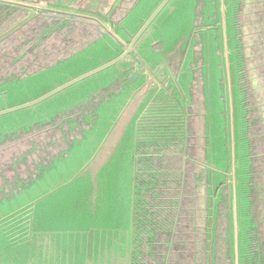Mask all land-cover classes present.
Here are the masks:
<instances>
[{
	"label": "rangeland",
	"instance_id": "obj_1",
	"mask_svg": "<svg viewBox=\"0 0 264 264\" xmlns=\"http://www.w3.org/2000/svg\"><path fill=\"white\" fill-rule=\"evenodd\" d=\"M15 1L34 3L38 10H33L32 17L25 20L30 15L27 8L7 9L11 14L3 20L6 10L0 8V32L9 31L0 41V72L24 66L26 73L32 62L41 65L26 74L19 71L13 77L26 76L7 86L8 106L53 91L104 64L112 54L105 51L106 46L112 49L111 45L115 44L109 35L101 38L92 33L58 49L61 45L57 37L62 35L54 32L48 38V47L53 52L63 48L64 51L51 55L43 63L37 58L41 51L35 35L47 24L46 1ZM157 1L130 0L126 20L130 30L140 24ZM242 2L227 1L226 31L222 37L224 55L227 38L228 61L226 57L221 59L222 39L218 41L215 35L219 28L223 32L221 21L211 20L206 13L218 4V0H172L158 16L164 46L171 48L182 36L186 38L185 54L192 45L177 75L167 79L160 89L173 93L174 99L178 97L177 91L182 93L187 101L188 124L192 130L188 158L183 164L184 181L170 190L183 197L178 242L173 244L171 255L167 254V259L171 256L173 263H203L195 254L191 232H196V239L200 240L203 228L194 226L185 215L190 213L191 204L201 213L202 195L195 187L198 188L203 168L204 149L206 167H215L220 173L226 170L225 139L233 130L236 149L238 146L245 153L248 148L250 172L253 181L260 186L255 192V210L260 222V238L264 239V96H261L263 91H253L254 84L250 80L256 75L258 85L262 83L264 87V30L259 24L264 13L243 14ZM75 21L71 34L93 27L90 23ZM193 44L196 48L192 52ZM164 46L159 45L161 49ZM14 57L18 58L17 62ZM227 66L230 77L224 74ZM141 83V78L125 80L118 67L111 66L31 108L0 116V221L7 217L13 220L7 232L0 225V264H73L66 255L58 254L55 261L43 259L48 250L41 247L46 241L52 245L56 242L60 245L61 241L64 247H72L75 239L83 253L79 257V264H82L85 252L91 254L93 248H98L99 229H103V240L106 228L110 229V236L113 232L116 245L109 249L110 252L116 251L117 245L124 246L126 234L122 232L129 228L135 138L133 122L127 123L130 120L123 121L120 132H124L125 137L120 141L116 127L130 113V100ZM148 90L149 87L146 92ZM148 97H151L150 91L145 98ZM231 107L233 122L230 120ZM249 146L254 153L251 159ZM250 211L254 213L253 203ZM89 233L90 242L87 243ZM216 253L217 264H228L221 244Z\"/></svg>",
	"mask_w": 264,
	"mask_h": 264
},
{
	"label": "flooded vegetation",
	"instance_id": "obj_2",
	"mask_svg": "<svg viewBox=\"0 0 264 264\" xmlns=\"http://www.w3.org/2000/svg\"><path fill=\"white\" fill-rule=\"evenodd\" d=\"M32 1L36 2L37 0ZM45 1L48 6L44 9V13H46L44 17L47 18V24L38 29L35 35V41L40 44L39 51H41L40 55L37 54V58H41L43 60V63L47 62V59L51 55L56 56L57 54H60L64 51L63 48V50H60L59 52H53L52 48L48 47V38L54 32H57L56 35H62L61 37H57L61 45L60 47H58V49H61L63 45L65 47L69 42H76L84 39L90 36L92 33L99 34L101 38H106L107 35L112 38L113 42L115 43L111 45L112 49L109 48V46L105 47V51L110 53L111 51H116L117 49V51H119L120 49L122 50L125 43H130V28L128 27L129 25L126 21L130 13V0H110L107 2H105L106 0H87L86 4L84 0H82L81 5H79L81 0ZM0 2V8H5L4 10H6L5 16L2 18L3 20H6L10 16V10L27 8L30 15H28L25 20H29L34 14V11L38 10H35L38 7H36L34 3L24 4L16 2L15 0H0ZM3 4H7V6H3ZM241 9L242 13L245 15H253L252 13H259V11H263L264 13V0H243ZM74 20H76L75 23H90L93 27L88 29L87 31H82L83 33L78 32L75 35L71 34L70 32L73 30ZM259 24H261V27L264 30V18H261ZM7 33H9V31L0 32V41L7 35ZM261 33L263 34V32ZM118 38L121 40H119ZM45 41L46 44H43ZM44 46L48 47V49H46ZM128 56L130 57V53L128 54ZM113 57L114 55L111 54L108 60L112 59ZM13 59L16 62L18 61L17 57H14ZM32 63V65L27 66V68L29 67V71L27 69L26 73L35 70L36 67H39L41 65V63L37 61L36 63ZM15 64L16 63L12 64V66L14 67ZM173 67L174 65L171 66V64L169 65V67L165 65L164 73L168 72L167 75L170 76ZM25 70L26 67L23 66L20 67V69L13 68L3 73L0 72V80L7 78L6 76L9 75V77L16 76L19 71H21L23 74H26L24 73ZM123 76L125 80H128V78H130V70L123 73ZM250 80H252L254 84L253 91H263V94H261V96H264V87H262V83L260 85L261 87L258 85V77L256 75H252V77H250ZM190 133L192 134V130L190 125L188 124V134L186 135L184 144L182 145V147H175L174 150H171L169 152L170 155L164 157V165H160L161 176L157 184L158 188L153 195L148 197L152 213L155 215L154 221L146 226L148 227L147 233L149 234H146L145 241L142 244V253L139 257L141 264H177L176 262L173 263V258L171 256L170 259H167V254L169 255L170 252L171 255L173 244H176L178 242V227L180 226L182 220L181 212L183 210V197L181 196V194L179 195L173 193L172 191L170 192V190L176 185H182L184 181L183 164L188 158L187 150L189 141L191 139ZM250 150L251 148L249 146V156L251 159V155L253 156L254 153H251ZM205 153L206 150L204 149V169L201 167L197 182L198 188L197 185L195 187V189H198L202 195L200 211L201 213H199V208L194 205L192 208L191 204L190 213L186 214L185 218L186 220L190 221V223L192 221V224H194V226L196 224L197 226L203 228L200 234V240L196 239L197 233L191 231L192 235L194 236V251L197 257L202 259V264H210V259L213 260V264H217L216 250L220 246V244L223 246V254L228 264H234V253L233 256L229 255V198H226L229 194V190L228 188L224 190V196H222V199L219 200L216 205L207 204L205 194L206 191L204 189L206 181ZM222 186H225V184L221 183L217 186L214 191V197L217 191ZM259 187L260 186L255 181H253V175H251L250 201L254 204V213L252 212L251 215L255 223V228L251 232V241L249 245L250 260L249 262L245 261V264H264V239L260 238V231L258 228L260 222L257 220L255 210V192L259 189ZM214 211L217 212L215 220ZM251 211H253V205ZM210 212L211 214H209ZM213 245L215 247L214 257L212 256L211 258L209 253L211 252ZM232 252H234L233 249ZM238 264H240L239 249Z\"/></svg>",
	"mask_w": 264,
	"mask_h": 264
},
{
	"label": "water",
	"instance_id": "obj_3",
	"mask_svg": "<svg viewBox=\"0 0 264 264\" xmlns=\"http://www.w3.org/2000/svg\"><path fill=\"white\" fill-rule=\"evenodd\" d=\"M110 1V0H107ZM172 0H158L147 16H145L139 25L134 30H130V43L124 44V48L119 51H111V53L114 55V57L110 60H107L104 64L100 65L99 67L95 68L91 72L84 73L82 75L77 76L76 78L72 79L71 81L67 82L65 85L55 89L50 90V92L44 93L40 95L39 97L19 102L18 104L8 106L6 104V99L8 95V85L11 82H18L19 80H24L26 78L23 77L21 79H15L13 81H8L2 85H0V116L13 113L18 110H24L27 108H31L44 100L50 98L54 94H56L58 91L73 85L87 76L97 73L103 69H106L111 66H117L120 73H125L130 70V81L137 80L139 78L142 79V83L140 86H138L134 92V95H132V99L130 100V113L127 114L126 118L121 120L119 124L117 125L118 134H119V140H122L125 135L124 132L121 133V128L124 124L123 121L126 119L130 120L127 123L133 122V129H134V138H135V147H134V154H133V160H132V173H131V195H130V211H129V228L127 232H122L125 235V244L124 246L117 245L116 251L110 252L109 249L114 247L116 245L115 238L112 235L110 236V229L106 228V236L105 240H103V229H99V242H98V248H93L91 251V254L86 251L84 256H82V264H141L139 255H140V248L139 243L136 240L135 230H136V221L133 217V209H134V203H135V196H134V183H133V176H134V170H135V164L134 159L136 156V149L138 146V142L140 139V126L141 122L140 119L152 108L153 105L156 103H159L161 100L167 99L172 101L173 103L178 104L184 114L186 115L187 121L189 120V114L187 112V101L183 98V95L180 91H177V99L173 98V93H168L164 90H160L163 88L164 83L167 79L174 78L178 73V68H180V65L183 62V59L187 57L188 52L185 54V48H186V38L184 36H180L178 40H176L171 48H167L165 45L164 40H162L161 36V24L158 20V16L162 9ZM227 1L228 0H218V4L214 5L212 10L208 13V16L211 20H214L213 18H216L219 22L221 21L222 29L219 28L216 31V39L218 41L222 39V44H220L221 50V59H227L229 52L228 51V43L227 38L225 42V55L223 52V37L222 33L224 34L225 30V13L227 9ZM130 28V25L128 26ZM226 31V30H225ZM219 33V35H218ZM107 37V36H106ZM119 39V38H118ZM225 39V36H224ZM121 40V39H119ZM205 40H207V37L205 35ZM123 41V40H122ZM124 42V41H123ZM163 49L159 47V45ZM151 46L153 47L151 49ZM196 45L193 44L192 52L195 50ZM204 50V48H203ZM187 51V50H186ZM191 52V50H190ZM130 53V57L128 54ZM186 55V57H185ZM191 59L194 61L195 56L192 54ZM174 65L172 72L170 76L167 75L168 72L164 73L165 65L169 67ZM135 70V71H134ZM170 73V72H169ZM224 74H227L228 77L231 75V71L229 70L228 66L227 68H224ZM31 75V74H30ZM29 76V75H28ZM15 82V83H16ZM144 85V86H142ZM149 87L150 90L146 92V88ZM191 88V86H190ZM149 91L151 92V97L145 98ZM228 99H230V94L227 96ZM146 99V100H145ZM145 102V103H144ZM144 103V106H143ZM189 105V104H188ZM142 106V107H141ZM233 107H231V117L230 120H234L232 116ZM116 126V125H115ZM121 134V135H120ZM234 130L232 133L228 134L227 138L225 139V166L226 170L221 171L222 174L225 175V183L230 185L231 187V222H232V230H233V250H234V264H238V201H239V194L240 190H238L239 182H240V176L242 178V182L248 183V177L247 174L250 171V162L249 158L247 156L248 148L245 153H242L241 149H236L235 144V138H234ZM145 135V133H144ZM117 139V138H116ZM115 139V140H116ZM206 143L207 138H206ZM237 150V153H236ZM226 157L228 161L226 162ZM247 158V159H246ZM246 174V176H245ZM248 187H244L241 190L243 202H245V206L249 209V200L245 197H247ZM245 194V195H244ZM47 196V195H46ZM13 223V220L11 218L7 217L0 221L1 229L5 232L8 231L9 227H12L11 225ZM18 227V224H17ZM0 229V230H1ZM113 229V228H112ZM117 231L116 229H113ZM9 234V233H8ZM94 237L96 235V230H93ZM11 235V234H9ZM95 239V238H94ZM93 239V240H94ZM90 242V233L87 236V243ZM109 242H111L109 244ZM95 243V242H94ZM56 242L54 245H52L49 241H46V243L43 244L41 247L43 250H48L47 252H44L43 259H53L54 261L57 259V255L60 254L61 256L66 255L69 259V261L73 264H79V257L80 255H83L81 250L79 249L77 245V240H74V245L71 247L70 245L68 247H64L63 242L60 241V245H57ZM105 247V248H104ZM39 253V260L41 258V253ZM73 254V257L71 255ZM97 257V258H96Z\"/></svg>",
	"mask_w": 264,
	"mask_h": 264
},
{
	"label": "trees",
	"instance_id": "obj_4",
	"mask_svg": "<svg viewBox=\"0 0 264 264\" xmlns=\"http://www.w3.org/2000/svg\"><path fill=\"white\" fill-rule=\"evenodd\" d=\"M1 3V2H0ZM7 6V4H3ZM14 76L0 80V85L13 81ZM140 139L136 149V156L134 159L135 170L133 176L134 183V196L135 203L134 209L132 211L133 217L136 221V240L139 243L140 255L142 253V244L145 241V236L148 230L147 225L154 221V215L149 204V199L153 195L157 188L159 178L161 176L160 165H164V157L170 155L169 152L174 150L175 147H182L184 141L186 140V135L188 134V123L186 115L184 114L182 108L173 103L170 100L164 99L159 103L152 106L150 110L140 119ZM145 133V135H144ZM207 145V143H206ZM247 159V158H246ZM228 161L226 157V162ZM225 173V172H224ZM220 173L215 167H206V181L204 189L206 191V200L208 205H216L219 200L224 196V190L228 188L229 194V255L233 256V240H232V222H231V187L226 184L225 175ZM246 176V174H245ZM248 183H243L240 176V182L238 190H240L239 201H238V249L240 264H245L244 262H249L250 252L249 245L251 241V232L255 228V223L252 219L250 207V182H251V172L247 174ZM224 183L216 193L214 197V191L217 186ZM248 187L247 198L249 200V209L245 206L243 202V196L241 190ZM244 194V195H245ZM214 198V200H213ZM228 205V203H227ZM211 214V212L209 213ZM217 212L214 211V220L216 219ZM215 241V239H214ZM214 245L209 253L211 258L214 257ZM139 255V257H140ZM213 260L210 259V264H213Z\"/></svg>",
	"mask_w": 264,
	"mask_h": 264
}]
</instances>
